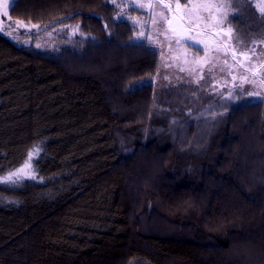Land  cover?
Instances as JSON below:
<instances>
[{"label": "trees", "instance_id": "obj_1", "mask_svg": "<svg viewBox=\"0 0 264 264\" xmlns=\"http://www.w3.org/2000/svg\"><path fill=\"white\" fill-rule=\"evenodd\" d=\"M244 3L231 23L264 34ZM115 13L108 0L9 8L84 36L39 52L0 34V179L39 148L34 178L0 182V264H264V102L197 107L184 85L156 101L159 53Z\"/></svg>", "mask_w": 264, "mask_h": 264}, {"label": "rangeland", "instance_id": "obj_2", "mask_svg": "<svg viewBox=\"0 0 264 264\" xmlns=\"http://www.w3.org/2000/svg\"><path fill=\"white\" fill-rule=\"evenodd\" d=\"M245 1L252 2L254 7L257 3V0H212L214 3L231 2L233 5L231 9H226L229 12L227 21L220 26V29L223 30L228 27L233 29L231 39L224 34L223 30L206 28L203 23L197 26L195 22L191 25L190 30H187L186 26L183 36H190L191 39H185L173 36L171 32L167 33V37L170 38H166L163 32L166 25L162 22L156 25L152 24L149 10L134 7L133 0H108L116 8L115 20L128 22L133 28V41L148 42L159 53V71L153 80L157 95L156 101L161 98L160 91L167 87L184 85L194 88H192L194 93L190 102L194 101L197 107L201 104L199 98L209 96L214 99H231L234 104L251 101L264 102V83H262L264 68L260 67L261 64H264V34L243 36L231 23V18L238 15L244 8ZM13 2L14 0H8L9 8ZM141 2L147 3L148 0H141ZM180 2L183 4L186 0H180ZM117 5H121V7H117ZM255 9L258 11L256 7ZM159 11V8L155 9V12ZM213 11L215 13V10ZM215 14L219 15V13ZM203 15L207 16V13H203ZM156 19L159 20V16H156ZM17 21L20 20L10 18L9 9L7 16L0 14V34L15 42L17 46L32 48L39 52H52L72 44L73 39L84 36L79 25H55V22L40 23L37 24L38 28H32L29 31L24 27H16ZM218 30L220 34L216 35ZM7 31H11V35L5 34ZM141 32L144 33L143 36L140 35ZM149 36L151 39H148ZM177 38L181 39L180 44L176 43ZM238 40L240 41L239 45L237 44ZM197 41H203V43H197ZM233 47L237 48V52L254 49L255 54L250 52L251 59L249 60H244L239 55L234 60L231 51ZM237 60L241 61L243 66L238 64ZM181 68L185 70L181 71ZM210 68L211 71H209ZM254 71L255 76L253 75ZM201 76L203 79H200ZM245 77L247 80L244 79ZM253 80L255 83L250 82ZM183 92L188 93L189 91L184 90ZM249 92L260 95L249 96ZM183 106V104L179 105V107ZM166 111H168L167 108L161 109L157 105L158 114H164L163 112ZM27 179L32 178H22L16 183ZM0 182L11 181L0 179Z\"/></svg>", "mask_w": 264, "mask_h": 264}, {"label": "snow or ice", "instance_id": "obj_3", "mask_svg": "<svg viewBox=\"0 0 264 264\" xmlns=\"http://www.w3.org/2000/svg\"><path fill=\"white\" fill-rule=\"evenodd\" d=\"M133 6L149 10V18L151 19L152 24L156 25L162 22L164 25H166V28L163 30L166 38H170L167 37V33L171 32L173 36L185 39H191L190 36L184 37L183 33L186 30V26L187 30H190V27L194 22L197 26L203 23L206 28L220 29V26L225 24L229 15V12L226 9H231L233 7L231 2L214 3L212 0H186V2L183 4H181L180 0H148L147 3L141 2V0H133ZM117 7H121V5H117ZM255 7L260 12L261 18H264V0H257ZM156 8L160 9L158 13L155 12ZM8 9V0H0V14L7 16ZM213 10H215V13H219V15L215 14ZM203 13H207V16L203 15ZM156 16H159V20L156 19ZM16 27H24L30 31L32 28H38L39 25L32 24L30 21L27 24L23 23L22 21H17ZM223 31L224 34L229 37V39L232 38L233 29L231 27H228ZM5 34L11 35V31H7ZM219 34L220 31L218 30L216 35ZM140 35L143 36L144 33L141 32ZM180 38L176 39L177 44H180ZM148 39H151V37L149 36ZM197 43H203V41H197ZM239 43L240 41L238 40L237 44L239 45ZM37 46L39 47V45ZM231 51L234 60L236 59L237 55L243 57L244 60H249L251 59L249 53L251 52L252 54H255L254 49L237 52V48L233 47ZM236 62L243 66L241 61L237 60ZM225 63L227 62L225 61ZM213 67H215V65H213ZM260 67L264 68V64H261ZM180 70L184 71L185 69L181 68ZM209 71H211V68ZM255 74L256 73L254 71L253 75L255 76ZM200 79H203V76H201ZM233 79H235V77H233ZM244 79L247 80L246 77ZM250 82L255 83L254 80ZM262 83H264V81H262ZM248 95L252 96L260 94L249 92ZM229 96H231V93H229ZM38 151V146H34L33 150L28 153V158L24 165L3 179L5 181H11L15 183L22 178H34L31 160L33 155L37 154Z\"/></svg>", "mask_w": 264, "mask_h": 264}]
</instances>
